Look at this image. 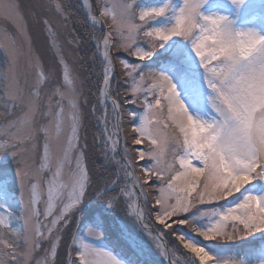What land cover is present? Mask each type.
Instances as JSON below:
<instances>
[{"label":"snow or ice","instance_id":"obj_1","mask_svg":"<svg viewBox=\"0 0 264 264\" xmlns=\"http://www.w3.org/2000/svg\"><path fill=\"white\" fill-rule=\"evenodd\" d=\"M206 2L160 0L145 6L138 0L111 5L101 0L96 14L84 0L88 22L102 32V39L96 38L103 64L101 151L112 174L99 181L79 148L83 93L51 22L43 21L63 86L47 90L54 73L45 76L33 58L35 78L22 87L16 66L23 53L15 40L3 42L9 74L8 104L0 111L5 118L0 155L15 163L19 200L16 207L0 202V264H56L63 235L81 213L78 228L83 225V230L72 232L67 264H154V255L168 259L181 246L184 252L171 264H264V235L255 243L257 234H264V35L234 28L224 15H202ZM230 3L239 8L245 0ZM40 6L54 8L65 21L70 18L55 0ZM0 16L26 31L14 0H0ZM121 52L134 59H121ZM154 55L161 71L145 69ZM117 60L128 86L124 102L140 108L139 115L128 113L130 135L123 103L112 95ZM173 78L184 85L194 106L203 100L204 117L190 115ZM17 105L23 114L6 119ZM37 117L47 123L37 127ZM37 134L44 138L38 161ZM5 167L0 164V180L6 178ZM118 209L136 221L147 239L118 219ZM178 226L201 239L189 238ZM166 237L175 238L171 250ZM41 241L50 242L43 259L35 255ZM238 241L244 245L231 255L215 248Z\"/></svg>","mask_w":264,"mask_h":264},{"label":"rangeland","instance_id":"obj_2","mask_svg":"<svg viewBox=\"0 0 264 264\" xmlns=\"http://www.w3.org/2000/svg\"><path fill=\"white\" fill-rule=\"evenodd\" d=\"M97 1V14L99 11L98 4L101 0ZM19 6V12L22 16V23L25 25L26 31L20 32L16 25L9 19L0 16V111H3L8 104L7 99L4 96L6 82L9 74V56L7 55L3 42L6 39L15 40L16 44L20 47L22 55L18 58V63L16 66L17 74L19 76L20 85L25 86V81L28 84H31L35 78V69L30 66V60L35 58L39 61V69L43 72L45 76L49 72H53L54 75L51 80H49L45 88L51 90L53 87L59 85L63 86V71L61 65L57 61V52L52 47V43L49 38L48 30L43 23L44 19H48L51 22L52 28L56 35V43L61 49V52L67 61L71 74L76 81L77 88L83 93L79 99V108L81 112V129H80V142L79 148L82 152L85 153V161L88 168H92V165H99L100 171L98 172L99 176H102L101 173H112L110 167H106V160L103 156L101 149L103 148V141L101 139L102 133L104 131V125L99 121L103 118L104 108L98 100V97H91L89 94L88 85L89 82L86 79L85 70L88 68V65L85 67V62L81 61L79 54L81 52L82 41L76 37L75 32L72 30V23L68 19L65 21L62 17L56 14L54 8L48 10L47 7H41L40 5H47L48 0H14ZM56 3H59L55 0ZM104 3L111 5L113 0H103ZM141 5L149 6L153 4L160 3V0H138ZM202 15H224L227 16L229 20L232 21L233 27L241 30L254 29L259 32L260 35H264V0H245V3L242 4L239 8H236L230 3V0H207V2L200 9ZM67 14V13H66ZM101 30L99 27L94 29V37L90 35V41L92 45L97 43V32ZM75 40L78 43H69V41ZM183 42H181L182 44ZM161 53H164L165 50L161 49ZM115 55V53H114ZM121 59L131 61L134 58L128 57L125 53L121 52L118 54ZM163 59V57H162ZM101 61V60H100ZM150 63V64H149ZM149 64V65H148ZM116 72L119 73L122 70L119 61L115 62ZM99 76L102 80L103 74V64L101 62L99 66ZM146 70L161 71L162 63L157 59V56H153L152 60H149L145 63ZM165 74H168L167 72ZM194 77L199 79V69H194ZM98 76V77H99ZM173 82L177 85V92L180 95L182 102L185 103L186 108H188L190 115L195 116H205L206 106L203 100L198 105H193L185 92L184 85L180 82L179 79L173 78ZM121 85L123 88L119 91L117 88L118 79L113 77L112 80V95L113 97H118V99L124 102L128 97L126 96L127 84L124 82V78L121 76ZM100 88V87H99ZM206 89H203V92L206 94ZM86 99V103H85ZM128 104V103H127ZM95 106V113L93 114L92 109ZM11 112L10 116H7L6 119H16L20 117L25 109L17 105L14 108L9 109ZM140 110L137 115H139ZM129 121L131 117L128 115ZM111 119V116L109 117ZM5 122V118H0V125ZM47 123V120L43 117H37L36 126L41 127ZM127 132L130 133V129H127ZM44 145V138L42 134H37L35 140V150L34 156L37 161L39 156L42 154ZM140 147V146H138ZM143 147H146L144 145ZM121 148H123V139L121 143ZM58 151V149H57ZM134 155V154H133ZM143 163V162H141ZM0 164H5V171L7 173L6 178L0 180V202L16 207L18 205L19 195H18V184H16L15 177V163L8 155H0ZM102 169V170H101ZM47 177L49 174L45 172L43 174ZM252 187V186H249ZM223 203V202H222ZM41 211H43V205H41ZM117 216L125 215L130 221H125L130 228L134 229L137 232H140L141 235H144L145 239L147 236L141 232L140 226L136 223L134 219L126 215L125 212L120 211L119 209L116 212ZM122 221L121 219H119ZM79 217L73 222L72 229L67 231L63 235V239L57 249V257L61 254L63 244L66 237L73 231L83 230V225L78 228ZM152 223V221H150ZM181 230L188 234L189 238L201 239L195 237L194 233H191L187 228L178 226ZM19 228V225H17ZM259 235L257 234L259 244ZM72 238V235H71ZM71 238L69 239V244L71 243ZM174 237H166L165 242L168 243V247L171 250L173 247L170 241H174ZM252 240L251 237L248 238ZM255 241V242H256ZM201 243H207L201 240ZM243 241H238L234 244H219L215 245L216 249L222 250L225 255L234 254L239 247L243 246ZM231 247V248H230ZM50 248L49 241H41L40 249L35 253L36 257L43 259L45 256V251ZM226 248V249H225ZM70 251V250H68ZM154 251V250H153ZM63 252V251H62ZM184 252L182 246L174 256L170 255V258L179 259L180 253ZM68 254V252H67ZM75 256V253H73ZM69 255L67 257L68 261ZM154 264H165L164 260L159 254L154 255ZM56 264H62L61 261L57 262L55 257ZM35 264V261H33ZM67 264V262L65 263Z\"/></svg>","mask_w":264,"mask_h":264},{"label":"trees","instance_id":"obj_3","mask_svg":"<svg viewBox=\"0 0 264 264\" xmlns=\"http://www.w3.org/2000/svg\"><path fill=\"white\" fill-rule=\"evenodd\" d=\"M56 1H58L59 3H62L65 6V8L67 10L66 13L70 17L69 20L72 23V30L75 32L76 37L82 41L81 52L79 54V57H80L82 62L83 61L85 62V67L88 65V68L85 70V73H86V79L89 82V85H88L89 94L91 95L92 98L93 97L95 98L98 96V90H99L100 83H101V77L99 76V70H100L99 66L101 64V61L99 59L98 54L95 51L94 45H92V43L90 41V35L92 34V37H94V33H95L94 29H96V28H93L88 23L86 17L84 16V14L82 12V8H81V5H80L78 0H56ZM89 2L92 5L93 10L97 14V1L96 0H89ZM97 35H98L97 37H101V39H102L101 30H98ZM117 74L114 76V78L118 79L117 88L120 91L121 88H123V87L120 83L121 76H118ZM123 107L125 109V113H124L125 126H126V129H128V121H129L128 113H136L137 114L138 111L140 110V108L138 105L127 104V103H123ZM89 170L93 176V179L99 181V179L101 177L98 174V172L100 171L99 165H92V168L90 169V167H89ZM101 174L103 177L107 178L112 173H109V174L101 173ZM91 206L95 207L94 204H92ZM117 217H118V219H121L124 223H125V221L131 220V219L129 220L128 217H126L125 215H121V216H117ZM79 219L81 221H83V219H84L83 213H81V216L79 217ZM72 229H74V228H72ZM71 235H72V233H70L66 237L65 242L63 244V247H62V249H60L61 254H59L58 257L56 256L58 263H59V261H61L62 264L66 263L67 252L69 250V248H68L69 239L71 238Z\"/></svg>","mask_w":264,"mask_h":264},{"label":"water","instance_id":"obj_4","mask_svg":"<svg viewBox=\"0 0 264 264\" xmlns=\"http://www.w3.org/2000/svg\"><path fill=\"white\" fill-rule=\"evenodd\" d=\"M78 1H79L80 5L82 7V5H83L82 0H78ZM82 11H83V14L85 15V17L87 18L88 14H86L85 9L83 7H82ZM166 261H167L168 264H171V261H170L169 258L166 259Z\"/></svg>","mask_w":264,"mask_h":264},{"label":"bare ground","instance_id":"obj_5","mask_svg":"<svg viewBox=\"0 0 264 264\" xmlns=\"http://www.w3.org/2000/svg\"><path fill=\"white\" fill-rule=\"evenodd\" d=\"M84 2V0H82V3ZM85 9V12H86V14H88V9H86V8H84ZM90 23V22H89ZM91 25V24H90ZM253 29V28H252ZM255 29V28H254ZM94 48H95V51H96V53H97V49H96V43L94 44ZM99 56V55H98ZM99 59L101 60V57L99 56ZM102 62V61H101ZM103 86V84L101 85V87ZM100 87V88H101ZM99 94V93H98Z\"/></svg>","mask_w":264,"mask_h":264}]
</instances>
